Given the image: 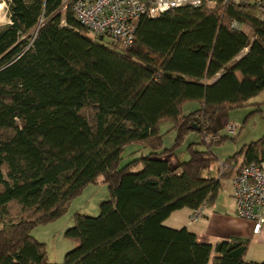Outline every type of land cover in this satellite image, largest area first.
Segmentation results:
<instances>
[{
  "label": "trees",
  "instance_id": "1",
  "mask_svg": "<svg viewBox=\"0 0 264 264\" xmlns=\"http://www.w3.org/2000/svg\"><path fill=\"white\" fill-rule=\"evenodd\" d=\"M64 1L3 0L10 23L0 26V264H59L32 230L99 182L110 197L96 216L75 214L66 235L76 246L61 264H264L246 258L248 240L213 245L164 223L217 196L225 174L205 172L217 160L211 144L225 136L205 134L218 133V112L253 104L264 91L258 1L143 16L131 45L92 37ZM188 101L199 107L185 113ZM168 119L177 132L171 147L160 130ZM193 130L202 138L180 160L175 151ZM133 143L144 153L123 165ZM242 154V164L263 160L264 135L227 161Z\"/></svg>",
  "mask_w": 264,
  "mask_h": 264
},
{
  "label": "rangeland",
  "instance_id": "2",
  "mask_svg": "<svg viewBox=\"0 0 264 264\" xmlns=\"http://www.w3.org/2000/svg\"><path fill=\"white\" fill-rule=\"evenodd\" d=\"M66 2L69 0H65ZM256 1V0H249ZM0 26L10 23L8 17V6L3 0H0ZM92 37L94 34H90ZM108 39V37H106ZM253 104H247L242 107L224 109L218 112L215 118L213 129L218 133L216 139L220 135L225 136V139L220 143H213L210 146L211 151L215 155L220 153L223 158L217 159L211 165L210 169L205 172V175H219L222 164L226 162L225 167L230 166L232 160L229 157L234 155L236 145H243L244 141L257 140L264 135V92L260 94ZM199 107L196 101H188L183 106L184 112L188 113ZM85 113L91 117V109L85 110ZM234 123L238 126L237 135L234 136L228 132L227 126ZM173 121L164 120L160 125V130L164 134V146L171 147L175 143L177 132L172 129ZM202 138L199 131H190L176 149V154L180 160L189 158L187 150L188 144L198 142ZM213 140V139H212ZM211 140V141H212ZM201 147V146H199ZM203 147V146H202ZM141 145L133 143L128 145L123 152L122 164L137 158L144 153ZM146 151V149H144ZM175 160V159H173ZM224 167V166H223ZM225 169V168H224ZM110 197L109 187L106 183H91L79 195H77L69 204L68 210L53 221L39 224L32 230V235L46 244L47 258L52 263H63L68 251L76 246V241L66 235V230L74 224V216L76 213L96 216L100 213V205L104 200ZM19 207L11 206L12 213L18 212Z\"/></svg>",
  "mask_w": 264,
  "mask_h": 264
},
{
  "label": "built area",
  "instance_id": "3",
  "mask_svg": "<svg viewBox=\"0 0 264 264\" xmlns=\"http://www.w3.org/2000/svg\"><path fill=\"white\" fill-rule=\"evenodd\" d=\"M239 0H69L68 6L78 21L95 36H106L122 45H131L136 39L137 27L143 16L155 18L165 11L182 6H200L203 3L214 5ZM264 12V0H257ZM233 26H238L237 22ZM230 134H236L238 126H227ZM213 133H206L205 139H216ZM225 167V164H223ZM233 195L236 200L237 215L254 223L253 232L259 234L264 226V159L258 162L241 164L233 178ZM203 207L195 209L191 221H197Z\"/></svg>",
  "mask_w": 264,
  "mask_h": 264
},
{
  "label": "crops",
  "instance_id": "4",
  "mask_svg": "<svg viewBox=\"0 0 264 264\" xmlns=\"http://www.w3.org/2000/svg\"><path fill=\"white\" fill-rule=\"evenodd\" d=\"M242 28L251 36L253 35L251 30L245 26ZM257 97L253 98L251 102L256 101ZM197 103L199 104V102ZM236 135L237 133L234 136ZM252 141H244L241 147L236 145L234 155H236L245 144ZM216 157L218 160L223 158L220 153H218ZM173 159L175 158L172 157L171 160ZM243 161L244 155L242 154L238 155L236 159H233L230 166L223 167V164L226 165V163L222 164L219 175H225L221 179V190L212 201L202 206L203 213L197 221H191L193 209L182 208L174 211L164 223L173 228L187 227L198 236L200 241L209 242L213 245L219 241L231 238L248 240L249 247L246 258L251 261L262 262L264 261V226L259 234H255L253 232L254 223L251 220L239 217L236 211V200L233 195V178Z\"/></svg>",
  "mask_w": 264,
  "mask_h": 264
},
{
  "label": "bare ground",
  "instance_id": "5",
  "mask_svg": "<svg viewBox=\"0 0 264 264\" xmlns=\"http://www.w3.org/2000/svg\"><path fill=\"white\" fill-rule=\"evenodd\" d=\"M1 5H2V4L0 3V8H1Z\"/></svg>",
  "mask_w": 264,
  "mask_h": 264
},
{
  "label": "water",
  "instance_id": "6",
  "mask_svg": "<svg viewBox=\"0 0 264 264\" xmlns=\"http://www.w3.org/2000/svg\"><path fill=\"white\" fill-rule=\"evenodd\" d=\"M101 38H103V36H101Z\"/></svg>",
  "mask_w": 264,
  "mask_h": 264
}]
</instances>
